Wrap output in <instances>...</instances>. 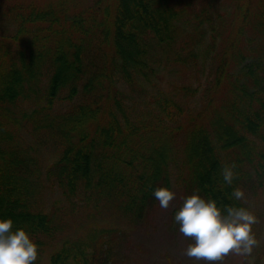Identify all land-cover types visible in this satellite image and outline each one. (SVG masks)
<instances>
[{"label": "trees", "instance_id": "obj_1", "mask_svg": "<svg viewBox=\"0 0 264 264\" xmlns=\"http://www.w3.org/2000/svg\"><path fill=\"white\" fill-rule=\"evenodd\" d=\"M228 15L207 108L196 111L181 94L197 89L163 90L153 55L182 42L204 69ZM180 177L218 206L248 209L234 188L245 200L264 192V0H0V218L30 234L34 264H110L117 253L111 225L63 233L58 192L137 224L154 190Z\"/></svg>", "mask_w": 264, "mask_h": 264}, {"label": "rangeland", "instance_id": "obj_2", "mask_svg": "<svg viewBox=\"0 0 264 264\" xmlns=\"http://www.w3.org/2000/svg\"><path fill=\"white\" fill-rule=\"evenodd\" d=\"M89 0H78V6L85 4ZM229 6V3L226 4ZM225 13V11H223ZM231 15L224 16V20L217 19V27L221 25V33L212 57H206V67L203 69V56L196 54L194 59L189 55V47L179 42L169 50H157L153 55L152 61L158 66V82L163 90L178 91L182 86H190L197 89L193 95L188 91L181 95L186 96L189 103L195 102L196 111L205 112L207 106L206 97L214 84L219 56L222 55L224 42L229 31V24L232 20ZM211 42L210 34L205 41V47ZM221 57V56H220ZM150 85L151 92L156 93L158 87ZM215 95L214 104L217 109L221 104L222 98L226 96L225 87L213 92ZM149 96V92H145ZM205 96V97H204ZM218 110V111H219ZM211 113V112H208ZM206 117V115H205ZM208 117V116H207ZM182 136L184 132L180 133ZM183 140V139H182ZM45 157L50 160L51 152L48 151ZM182 170L176 171V176ZM187 174V173H186ZM176 178V177H175ZM172 190L176 193L173 201L170 202L167 210L161 209L159 202L148 214L144 221L133 224L127 222L120 216H116L108 207L101 205L99 208L92 209L93 202L89 206L80 205L78 202H69L60 195L56 205L52 206L60 214L64 234L77 236L84 233L91 225H111L116 227V255L110 264H210L207 261H197L184 255L185 249L193 243L190 238H186L179 232V224L175 223V212L182 207L183 201L193 193H199L197 188L188 185L185 177H180L173 185ZM201 195V194H200ZM202 196V195H201ZM203 197V196H202ZM248 209L257 216L259 223L253 226V232L260 241L259 247L255 248L250 257H240L229 255L221 262L215 264H264V192H250L247 197ZM51 204V203H50Z\"/></svg>", "mask_w": 264, "mask_h": 264}, {"label": "clouds", "instance_id": "obj_3", "mask_svg": "<svg viewBox=\"0 0 264 264\" xmlns=\"http://www.w3.org/2000/svg\"><path fill=\"white\" fill-rule=\"evenodd\" d=\"M235 168V163L223 166L224 185L233 184L237 175ZM153 195L160 208L167 210L176 193L168 187H157ZM230 198L246 202L240 188H234ZM174 221L179 224V232L194 241L183 254L197 261L215 264L229 255L250 257L260 245L253 232V226L259 223L253 211L218 206L216 200L203 198L199 193L184 199ZM13 223L12 218H0V264H34L38 257L37 244L25 229L13 230Z\"/></svg>", "mask_w": 264, "mask_h": 264}]
</instances>
